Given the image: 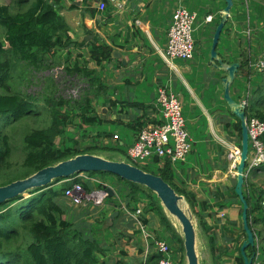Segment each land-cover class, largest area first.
<instances>
[{
  "label": "trees",
  "instance_id": "16d2710c",
  "mask_svg": "<svg viewBox=\"0 0 264 264\" xmlns=\"http://www.w3.org/2000/svg\"><path fill=\"white\" fill-rule=\"evenodd\" d=\"M65 1L69 2V10L78 9L77 0ZM83 1L85 6L89 5L90 0ZM101 1L104 2L105 8L98 10L101 11L103 18L109 20L115 7L110 0ZM63 2L64 0H13V6L0 5V89L3 90L0 92V186L26 178L42 168L80 154L98 155L108 160H115L117 154L127 157L126 150L119 148L120 142L117 145L103 142L104 139L110 140L112 134L105 129L97 131L96 128L114 122L104 121L95 114L94 108L91 106L92 97L87 95L91 94L94 99H100V92L104 94L101 98L109 95L107 94L109 90H106L107 86L100 79L97 70L88 69L86 65L88 61H93L97 67H103L104 63L112 60L114 46L101 40L92 30H85L88 35L86 39L73 40L69 36L73 29L61 14V10L64 8ZM135 20L132 22L133 26ZM139 33V29L129 32L131 38L138 36ZM128 35H125V41ZM71 46L86 49L89 58L85 60L80 55L79 57L83 59L82 63L74 60L71 67L68 64L65 65V70L69 75H76L84 79L88 86L87 92L73 103L59 96H55L54 99L43 98L42 100L46 102L44 111L50 117L49 122L46 123L43 118H37L40 112L37 111L35 97L23 95L19 89L10 90L11 87L6 82L11 77L19 79L22 75V71L18 70V64L35 67V70L41 69L50 57L54 58L64 50L67 51L66 62H68L70 54L68 50ZM159 59L164 64L161 58ZM118 62V67H122L121 61L118 60ZM238 63L239 70L243 71L244 64L247 67L250 61L238 60ZM14 72L15 75H13ZM244 75L247 77L251 75L250 70ZM248 81H250L249 78ZM250 88L251 91L244 97L246 101L243 109L245 118L247 120L256 118L264 122V79L256 81L255 85ZM119 98L109 100V104L111 106L119 104L124 108L133 105V102L124 101L122 97ZM64 105L71 109L64 110ZM230 114L236 120L231 125L234 130L238 131L240 139L241 121L233 113ZM67 123H75L79 129L85 127V132L96 131V136L91 138V142L88 144L80 143V141L77 144L65 137L66 134L69 137L73 135L71 131L66 132ZM136 124L140 131L143 123H139L138 119ZM224 124L230 125L229 122ZM7 128L8 130H6ZM57 136L61 137L59 147L55 144ZM15 145L21 149V155L19 158H15V162H11ZM125 162L132 164L127 160ZM159 162H162V166L157 167V173L143 167L140 168L158 175L177 194L182 195L193 217L197 220V229L201 228L204 231L202 210L204 207L202 206V211L196 210V196L180 189L177 183H174L175 173L172 164L167 159H154L151 164L158 165ZM255 171L260 173L258 176L260 184H256L258 181L248 183L246 176L243 175L242 193L248 206V225L256 242L259 238L257 246H259L260 252L257 253V248L255 249L254 245L248 246L245 249V254L252 259V264H264V163ZM80 174H84L85 177H80ZM80 174L69 177L73 180L68 182H64L66 178L55 179L45 187L27 192L29 195L31 194L29 198L24 199L23 195H19L0 205V264L109 263L110 249L100 245L102 230H95L92 224H84L79 227L66 218L68 207L65 204V191L75 183L81 185L86 193L111 187L114 194L113 196L107 195L105 200L115 203L114 206L119 203L117 198L119 201L123 200L131 213L137 211L136 204L139 202V196L143 195L147 199V206L143 209V213L138 215L137 220L145 225L144 214L151 212L157 215L164 232L153 240L152 246H155L156 241H165L170 250L169 258L172 263L182 264L180 258L177 262L174 258L178 253L182 254L181 259L184 257L182 236L172 226L168 215L154 193L143 186L123 180L108 172ZM59 182H61L59 186H56ZM117 184L120 186H116ZM235 184L236 180H234L231 190H233L234 198L239 201L235 192ZM121 185H124L126 189L121 188ZM246 188H248L247 192ZM252 193H255V196H252ZM15 202L17 203L10 206ZM239 204L241 206L239 214L242 215V204ZM119 214L118 212V215L111 220V225L108 226L112 234L116 236L120 220ZM243 233L245 234L244 229ZM118 236L120 235L118 234ZM208 242L211 243L212 238H209ZM155 251L156 256L147 264H154L165 257L157 250ZM238 251V264H244L240 249Z\"/></svg>",
  "mask_w": 264,
  "mask_h": 264
},
{
  "label": "crops",
  "instance_id": "0c3cea01",
  "mask_svg": "<svg viewBox=\"0 0 264 264\" xmlns=\"http://www.w3.org/2000/svg\"><path fill=\"white\" fill-rule=\"evenodd\" d=\"M120 1H123V7L121 9H117V8L114 9L111 13V19L109 20L103 18L101 11L98 10L99 0H90L88 2L89 5L87 6L84 5L83 0H77L76 2L78 4V9H75L77 10V12L80 13L82 10L83 13L81 15H83L82 19L84 23L85 21L88 20V22L97 24L98 27L101 25V23H107L108 25L115 26V29H117L118 33L117 32L113 33V35L109 37L110 39L106 42L111 45L113 44L114 46L113 51H118L119 53H121L122 57L126 60V65H128L127 66L128 69H125L127 71L122 70V73H124L125 71V73H127L128 76L126 78L124 76L125 80H123V78L121 77L122 73L119 71L117 73L118 76H116V82L111 84L112 86L110 87L109 92H111L114 87L115 89L114 92L120 94L119 96H117L120 97L119 99H121V96L124 97L123 95L129 96L127 101L133 102V105L128 106L126 108L122 107L119 104H117L116 106H110L109 99L107 97L104 98L106 100L103 99V102L108 103L107 105H109L110 106L109 108L112 110V113L109 115L108 120L114 122L110 124H105V126L104 125L103 126L107 128H109V125L115 126V128L112 130L105 129L108 133L112 134V137L109 140V142L113 141L115 142V145H117L119 142L120 143L123 142L121 139V134L117 130H119V127L122 128L124 126L128 130V138L132 140L131 143H129V145H131L132 142L135 141L139 132V130L137 129L138 123L136 124L138 119H139V123L140 122L143 123V120H146V122H154L155 120L158 119L159 110L156 106V87L159 84H163V82H160L158 80L161 77L163 78L167 77L170 86L172 87H174L173 84L176 83V81H179V83H181L180 87H182V83L183 85H185L186 89L182 88L183 91L177 93L175 92V93L179 96V99L183 100L182 102L184 103L186 102L188 96L191 99V96L194 95L193 99L197 102L196 105L198 104V107L201 110V113L203 114L201 120L203 123H205V120H207L208 118L210 119L209 114L214 113V112L209 113V110L207 109V107L209 106H207L206 102L210 103L211 107L213 108L221 109V104L219 103L220 106L216 105L215 102L216 100H214L212 97L211 98L208 97L207 91L209 90L210 86L217 87L216 83L218 81L221 82L220 87L222 89L223 88L222 80L223 78L226 77V71L223 69V67L219 66L216 60L211 61V56H210L211 45H209L208 42L212 43L213 34L211 33L210 36L208 32H205L203 34V38H201L202 39L201 47L203 48V60L201 63L203 65L202 70L199 69L197 65L194 66V64H191V62L194 59V52H193V57L190 60L175 61L177 72L170 71L167 68H164L165 67L164 64L157 62L158 58L154 56V49L156 50V45L154 46V48H152L150 41L153 40L155 41L156 44H162L166 42V33L168 31V27L171 22L172 14L174 13V10L178 7L186 8L185 1L184 0H120ZM202 3L207 4L205 5V7H207L208 4H210L211 5L210 8L213 9V11H211L210 8L208 7L207 9H204V5ZM64 4L68 5L69 7L68 1L64 0L63 6ZM225 5L226 4L223 0H191L189 8L195 14L197 13V11L202 9L204 16H206V14L208 16H211L212 20L210 22H207L205 20L207 16L205 18L203 16V23L209 26V29L212 28V32L214 33L215 27L221 19V15L223 13V9L225 8ZM233 5H234V1L232 0V7L229 12V18L234 17L235 21L231 20V24L230 26H228L227 31H225L227 28L226 26H224L220 36L224 32V38L226 40H230L233 37L228 34L232 31L233 33L236 32L233 42L231 41L232 43L231 47L234 48L235 46H239L244 51L245 48L244 49L242 48L243 43H241L240 39L238 40V38H240L241 35H237V33L240 34V32L235 31L239 29V26L237 25L241 24V21L239 22L240 19H237L235 14V10L237 8H240V6L235 7V9L233 10ZM65 7L66 6H64V8L61 10V14L62 16H64V18L66 12L64 9H67L68 12L71 11L68 9V7L66 8ZM231 10H233L234 12L231 13ZM135 19L139 20L138 22L139 24L136 23L133 26L132 22ZM227 20L226 22H228ZM213 21H216L214 27L211 25ZM133 29H139L140 33L138 36L131 38L129 32L131 33ZM197 29L198 28L195 27V30ZM123 30L126 31V33H124ZM144 33L146 35L149 34V36L151 37H147ZM126 34L129 35L127 36V40L125 41ZM207 34L209 35V37L207 36ZM219 41L217 47L219 45ZM217 47H216L217 59L221 60L225 65H230L231 61L227 62L225 61L224 58L228 57L227 59L231 60L232 58L236 57L239 54L241 55L242 53V50L240 48L231 51L230 49L226 50L222 46V48H220V51H218ZM118 60L121 61V59H116L112 57V61H116L117 63H119ZM110 62L111 61L104 63V67L107 66L108 63ZM112 65L114 66L115 63L113 62ZM123 66L124 65H122V67ZM146 67L151 68L153 70L152 76L148 77L149 72H145ZM155 70L157 72L154 73ZM221 71L224 72V75L222 76L219 75ZM110 74H112L111 71ZM124 86H127V88H124ZM187 88L189 89L190 92L188 91ZM127 90L129 94L126 95ZM229 94L231 96L230 91ZM218 99H220L222 102L224 99L223 94L222 96L218 95ZM236 102L241 103L243 101L241 99L239 102L238 101ZM196 105L190 102V106H188L189 107L188 111L187 110L185 111V107L182 104V106L184 107L185 114L186 116H188V120L190 122V125L192 126L191 132H194V136L191 135L192 136L191 139L192 142L193 141L195 142L194 143L195 148L188 155L187 162L185 164L180 163L179 164L180 167L176 166L175 169V170L179 169V172L180 169L182 170V172L184 169H186V171L189 172V173L185 172L189 182H195L194 176L203 177V175H205V172H212L213 174H218L222 172L219 170L221 166H217V164L214 163V156H212V153L209 152V150H206L201 142L207 140L210 135L209 130H207V128L209 129L210 121H207L208 124L207 128L206 126L203 127L202 134L201 133L200 135L197 134L201 132L202 129L198 128L197 130L196 129L197 127L195 126L196 121H198L199 119L196 118L197 115L196 113L193 112L191 107H195ZM103 109L109 111L107 107H102L101 110ZM203 110L205 111V113L203 112ZM107 114H104V112H102V115L104 116H106ZM100 117L104 119V121H108L103 116ZM218 123L219 122H215L214 126H218L219 125ZM220 129L226 130L225 127L223 128L221 127ZM232 131H233L231 132L232 134L229 135L235 136L234 129H232ZM115 135L117 136L116 140L114 139ZM126 155H127V151H126ZM116 157L118 158L117 160H121L120 154H117ZM189 169L193 172V174H191ZM210 180L211 181L209 183L210 185L213 184V189H216L214 188L216 183H222L221 181L216 182L215 179H210ZM116 186H120V184H117ZM107 188H111V187H107ZM224 188H225L224 191H218L219 193L223 194L226 197L224 199H221V202H214L211 199H208V201H203L204 208H202V210L204 213L203 216L204 231L201 228L197 229V225H196L197 222L195 223L197 230V238L199 240V254H198L199 264H238L239 262L238 249L241 248L242 244L247 239L246 233L245 234L243 233L244 222L242 220V215L239 214L241 207L239 203H241V201L240 199H239L240 202L237 201L232 195V193H230L231 192L230 186L227 187L226 184ZM91 195H93L95 198H93ZM96 195L99 196L96 197ZM104 195L105 194L101 195L99 191L96 190L89 193L88 194L89 197L86 199L87 201L86 207L88 204L89 206L93 207L95 209V213H97L95 215L96 225L99 226L98 230L102 229V234H103V236L100 238L101 240L100 245L107 246L108 249H110V253H111L109 255L110 257L108 256L109 259L108 264H147L157 254L155 251L156 246L154 245L152 246L151 243L155 238H157V236H161L162 232H164V229L162 228L157 215L151 212L144 214L143 217L145 218L146 223L145 225L141 223H140L141 225H139L137 222V218H134L133 213H131L127 209L125 204L122 205L121 207L122 210L117 209V205L114 206V204H111V202H108L109 204H107V201L105 200L106 196ZM99 201L102 202L103 206L105 205V208H102L103 206L101 208H98L97 206H93V204H97L99 203ZM110 206H113V209L112 207L110 209L112 211L111 212L109 211L110 213L105 214V212H108V208ZM197 209L200 210L199 207H196V210ZM118 212L120 213L119 214L120 220L117 228L118 229L117 236L114 237L108 226L111 225V220L118 215ZM105 219H107V221L103 226H101L102 221ZM169 219L171 221L170 217ZM132 221H134V223H131ZM128 223L130 225H127ZM171 224L174 227V223L172 221ZM145 232L148 233L146 234V237L144 239L142 235L140 236V234H144ZM135 233L137 235L134 236ZM118 234L120 236H118ZM164 234H166V237L168 236L166 232ZM209 238H212L211 243L208 242Z\"/></svg>",
  "mask_w": 264,
  "mask_h": 264
},
{
  "label": "rangeland",
  "instance_id": "374dc122",
  "mask_svg": "<svg viewBox=\"0 0 264 264\" xmlns=\"http://www.w3.org/2000/svg\"><path fill=\"white\" fill-rule=\"evenodd\" d=\"M184 1L186 4L185 5L186 9L189 12H193L189 8L191 0H184ZM233 1H234L233 10L235 9V7L240 6V8H237L235 10V14H236V18L240 19L239 22L241 21L242 25L238 24L237 26H239V29H237L235 31L240 32V34L237 33V35H241L240 38H238V40L239 39L241 40V43H243L242 48L243 49L245 48V50L243 51L239 46H235L234 48L231 47L232 46L231 41L233 42L234 36L236 34V32L233 33V31L228 34V35H231L233 37L230 40H226L224 38V32H223V34L220 36V41H219V45L217 47V50L220 51V48H222V46L226 50L230 49L231 51H234L235 49L240 48L242 50L241 56H243V57H241L239 54L236 57L232 58L231 60H228L227 59L228 57H226V58H224L225 61H227V62L231 61L232 63L233 62L238 63V60L239 61H241V60H249L250 61L249 65L247 67L244 64L243 71L239 70V67H238L237 72H235V74H234L233 81L230 83V86H229V91L231 92L232 99L234 101L239 102L241 99H242V101H245L244 97L247 95L248 92L251 91L250 87L252 85H255L256 81H260V80L264 79V2H263L264 0H233ZM13 4H14L13 0H0V5L13 6ZM202 4L204 5V9H207V7L208 8L211 7L210 4H208L207 7H205V5H207L206 3H202ZM64 6L68 7V5H65V4H64ZM116 8L117 7H115V9ZM64 10L66 11L64 19H65L66 23L73 29V31L70 32V35H69L73 40L81 41L83 39H86L88 37V35L86 34L85 30H92L94 32V34H97L98 37L103 41H108L110 39L109 37L111 35H113V33H115V32L118 33L117 29H115V26L108 25L107 23H101V25L99 27L97 26V24H94L92 22H88V20L85 21V23H84V21L82 19L83 15H81L83 13L82 10H81V13L77 12V10H71L70 12H68L67 9H64ZM210 10L213 11V9H211V8H210ZM233 10H231V13L234 12ZM196 14H197V19L194 22L193 33H192V37H193V40L195 42L194 43V59L191 62V64H194V66L197 65V67L202 70L203 65L201 63L203 60V48L201 47V42H202L201 38H203V34L205 32H208L210 34V36H211V33L213 34V32H212V28L209 29V26H207L206 24L203 23V16H204L203 10L200 9L199 11H197ZM206 16H208V15L206 14ZM206 16H204V18ZM231 20L235 21L234 17H230L227 20L228 22H225L224 26H226V28H227V29L225 28L226 29L225 31L228 30V26H230ZM138 22H139V20H137V19L134 21L135 24ZM215 24H216V21H213L211 25L214 27ZM195 27H197L198 29L195 30ZM98 30H99V32H98ZM133 30H135V29H133ZM123 32L126 33V31H124V30H123ZM76 33H77V35H75ZM146 36L151 37V36H149V34H147ZM207 36L209 37L208 34H207ZM165 43L158 45L155 43V41H153V40L150 41L152 48H154V46L156 45V46L163 49ZM208 44L211 45V42H208ZM68 51L70 52L68 62H66L67 51L64 50V51H61V54H58L56 57H54V58L50 57V59H48V61L46 62L45 66H43V68H41V69L35 70V67H30L27 65L23 66V65L18 64V70L22 71V75L19 77V79L17 77H13V78L11 77L6 82V84H8L11 87L10 90L19 89L23 93V95H32L33 97H35V100H36L35 104L38 107L37 111L40 112L39 117H37V118H39V119L43 118V120L46 121V123L49 122L50 117H49L48 113H46L44 111V109L46 108V102L42 100L43 98H49V99L53 98L54 99L55 96H59L60 98H62L64 100H69L70 102L73 103V102H77L80 99V97L87 92V87H88L87 82L84 79H82L76 75H69V73L66 72V70H65V65L68 64V66L71 67L72 64L74 63V60L77 62H80V63H82V60H83L82 58H84L85 60H88L89 57H88L87 51H86V49H80L77 46H71ZM80 55H82V58L79 57ZM201 55H202V57H201ZM154 56H156L158 58L157 62L162 64V62L159 60L160 57L156 53L155 49H154ZM113 62L115 63L114 66L112 65ZM255 63L259 64V67H256ZM118 64L119 63H117L116 61L111 60V62L108 63L107 66L97 67L93 61H88V64L86 66L88 69L97 70V74L100 75V79L107 86L106 90H110V87L112 86L111 84L116 82V76H118L117 73L119 71L122 73V70L128 69L127 68L128 65L125 64L123 67H118ZM161 64H158V65H161ZM164 68H166V67H164ZM248 70H250L251 75H249L247 77V75H244V74H245V72H248ZM110 71L112 72V74H110ZM125 71H127V70H125ZM125 71H124V73H125ZM145 72H149L148 77H150V76H152L153 70L151 68L146 67ZM155 72H157V71L155 70L154 73ZM124 73L121 74V77L123 78V80H125V78L128 76L127 73H125V74ZM13 75H15V72ZM219 75L220 76L224 75V72L221 71L219 73ZM124 76H125V78H124ZM186 78H188V77H186ZM202 78H203V76H202ZM248 78L250 79V81H248ZM158 80L160 82H163V85H165L166 88H168V87L171 89L173 88L174 92H176V93L183 91L182 88L186 89V87H185V85H183V83H182V87H180L181 83H179V81H176V83L173 84L174 87L170 86V83H169V80L167 77H165V78L161 77ZM216 84H217V87L216 86H210L209 87V90L207 91V96L210 98L212 97L214 100H216L215 101L216 105L220 106L219 105V103H220L221 109L213 108V107H211L210 103L206 102L207 106H209V107H207V109L209 110V113L210 112H214V113L209 114L210 119L208 118L207 120H205V123H203L201 120V118L203 117V114L201 113V110L199 109L198 104L196 105L197 102L193 99L194 95L191 96V99L188 96L185 103L182 102L183 100L180 99L181 104H183L185 107V111L186 110L188 111V109H189L188 106H190V102L194 103L197 106V107L196 106L191 107L193 112L196 113V115H197L196 118L199 119L198 121H196V125H195L197 127L196 129L197 130H198V128L202 129L201 132H199L197 134H199V135H200V133L202 134L203 127L206 126V128H207V125H208L207 121H210L209 129L207 128V130H209V132H210V135H209L207 140L201 141V142L204 145V148L206 150H209V152L212 153V156H214V163L217 164V166H221L219 168V170L223 172V173L221 172L218 174H213L212 172H205V175H203V177L194 176L195 182H189V180L186 176V173H185V172H187L186 169H184L185 171L183 170V172L180 169V172H179V169L178 170H175V169H176V166L180 167L179 166L180 163L172 165L173 172L175 173V179H173L174 183L175 184L177 183V185L180 189H183V190L189 192L190 194H193L194 196H196V201H197L196 207H199L200 210L203 206V201H208V199H211L214 202H221V199L226 198L223 194L218 192V191H224V189H225L224 187L226 186V184H227V187L230 186L231 188H233L234 180H236V170H235V172L232 171V173L229 172V170H230L229 164L230 163L228 162L226 155L228 153V150L230 151V148L233 146H236L241 151V149H240L241 148V138L240 139L238 138V131L234 130L235 136L229 135V134H232L231 133V132H233L232 129H234L231 124L236 122V120L230 114V113H233V111L230 109V107L228 106V104L226 103V101L224 99L222 102L220 99H218V95L222 96V94H224V91H222L223 88L221 89V87H220V84H221L220 81H218ZM124 88H127V86H124ZM114 90L115 89L113 87V90L111 92L107 93V94H109L107 96V98L111 101L115 100L116 97L120 95V94H117L116 92H114ZM2 91L3 90L0 89V92H2ZM188 91H189V89H188ZM127 94H129L128 90H127L126 95ZM87 95L90 98L92 97L91 98L92 99L91 106H92V108H94V113L97 114L98 116L99 115L103 116L105 119L108 120L109 115L112 113V110L109 108L111 106L110 104H109L110 105L109 106V105H107L108 103L103 102V99L105 97L104 96H103V98H101V97L104 94L101 92L99 93L100 99H94V97L91 94H87ZM123 96L124 97H122V96L121 97L124 98V101L129 98V96H125V95H123ZM181 98H182V95H181ZM69 104H71V103H69ZM245 104H246V101H245ZM63 107H64V110H66V109L70 110L71 109L70 107L68 108L67 105H64ZM102 107H107L109 109V111H107L106 109L105 110L103 109L104 111L101 110ZM184 107L182 106V110H183V115L185 118L184 119L185 120V128H186L188 135H189L188 143L190 145V149H189L188 153L190 154L192 152V150L195 148V146H194L195 142L194 141L192 142V139H191L192 138L191 135L194 136V132H191L192 126L190 125V122L188 120V116H186V114H185ZM102 112H104V114H107V113L108 114L106 116H104V115H102ZM203 112L205 113L204 110H203ZM158 120H160V112H159L158 119L155 120L154 122H156ZM215 122H219L218 123L219 125L214 126ZM225 122H229L230 125L226 126L224 124ZM77 123H78V121L76 119V124ZM145 123H146V120H143V125ZM76 124L75 123H73V124L67 123L66 132L71 131L73 135H72V137H69V135L66 134L65 137L70 138L71 141L73 140L77 144L79 141H80V143L83 142V144H88L89 142H91L90 141L91 138L96 136V131L89 130L88 132H85L84 131L85 127H82L81 129H79V127H77ZM143 125H142V127H143ZM221 127L222 128L225 127L226 130L220 129ZM114 128H115L114 125H109V128L101 126L100 128H96V130L97 131H101L103 129H107V130L111 129L112 130ZM228 129H230L231 131ZM6 130H8V128ZM117 131L121 134V139L123 141V142H121V145L119 146V148L127 151L129 143H131V141H132L130 138H128V130L123 126L122 128L119 127V130H117ZM60 139H61L60 136H57L55 139V144L58 147H59L60 142H61ZM247 141H248V138H247ZM103 142L108 143L109 140L104 139ZM110 143L115 145V142H113V141H110ZM254 148H255V146H253L252 143L250 144L248 142L247 154H251L253 152ZM13 149H14V156H13V159H10L11 162H15V158H19V156L21 155V151H20L21 149H19V147L17 145H15V148H13ZM188 155L186 157V160L184 162H181L182 164H185L187 162ZM120 157H121V160H119V161L127 160V161H130L133 165L140 167L139 165L134 163L132 160H130L126 156L120 155ZM117 159L118 158H115V160H117ZM161 166H162V162H159L158 165H155L154 163H152V164L146 163V165H144L142 167L145 168L146 170L157 173L158 172L157 167H161ZM189 171L191 172V174H193V172L190 169H189ZM187 173H189V172H187ZM259 175H260V173H256V172L249 174V175H246L248 183H250V181L252 183H256L258 181ZM79 176L85 177L84 174H80ZM210 179H215L216 182L221 181L222 183H216L214 186V188H216V189H213V184L210 185V183H209L211 181ZM70 180L72 181L73 179L67 178L64 180V182H68ZM259 182L260 181H258L256 184L259 185L260 184ZM60 183L61 182L57 183L56 186H59ZM121 187H123L124 190L126 189L124 187V185H121ZM96 191H99V190H96ZM247 191H248V188H246V192ZM232 192H233V190H231L230 193H232ZM99 193L102 195L101 190L99 191ZM87 194H89V193H87ZM242 195H243V193H242ZM23 196L25 199V198H29L31 196V194L29 195V194L25 193ZM98 196L99 195H96V197H98ZM252 196H255V193H252ZM116 197H118V196H116ZM139 198H140L139 202L136 204L137 211L135 213H133L134 218H137L139 214H142L143 209L147 206L146 205L147 199L143 195L139 196ZM116 200H117V202H119L117 204V209L122 210L121 207L125 202H123V200L119 201L118 198ZM86 202H87L86 200H83L80 204L74 205V204H71L69 202V200L65 199V204L68 207V213L66 215V218L70 221H73L74 224L79 226V227L83 226L84 224L90 223L93 225L95 230H98L99 226L96 225V218H95V215L97 213H95V209L93 207L89 206L88 204L86 207ZM16 203L17 202L11 204L10 206H12ZM107 204H109L108 201H107ZM111 204H115V203H111ZM218 205H221V204H218ZM93 206H97L98 208H101L103 205H102V202L99 201V203L93 204ZM111 207L113 209V206H110L108 208V212H105V214H108L112 211V210H110ZM102 208H105V205ZM197 210H199V209H197ZM122 212H124V211H122ZM170 218H171V221L174 223V228L176 229V231L181 233L179 223L174 218H172V217H170ZM193 220H194V223H196L194 217H193ZM106 221H107V219L103 220L101 226H103ZM138 224L141 225L140 223H138ZM147 233L148 232H145L144 234H140V236L142 235V237L145 239ZM135 235H137V234L135 233L134 236ZM102 236H103V234L100 237H102ZM113 236L116 237V235H113ZM254 242H255L254 245L256 246L255 249L257 248V253H259L260 249H259V246H257L259 243V238H257V242H256V239L254 237ZM197 253L199 254V240H198V238H197ZM174 255H175V253H174ZM256 255L257 254L255 252V256ZM181 256H182L181 253L176 254V256H174L175 262H177L178 259L180 258L182 264H187L186 259H185V255L182 259H181Z\"/></svg>",
  "mask_w": 264,
  "mask_h": 264
},
{
  "label": "built area",
  "instance_id": "2783aa9c",
  "mask_svg": "<svg viewBox=\"0 0 264 264\" xmlns=\"http://www.w3.org/2000/svg\"><path fill=\"white\" fill-rule=\"evenodd\" d=\"M115 7L121 9L123 1L110 0ZM105 8L104 2H98V9ZM197 14L189 12L184 7H178L174 11L166 33L164 48L156 46V53L163 61L166 68L177 72L175 61H188L193 57L194 40L192 37L193 25ZM207 22L211 16L205 18ZM139 24V23H138ZM256 67L259 64L256 63ZM245 101L242 102L244 106ZM156 106L160 112V120L146 122L134 142L127 148V157L139 166L151 163L154 159H167L172 165L184 162L189 154L188 132L185 128V118L179 96L165 85L156 87ZM248 142L255 146L251 154H247V160L243 175H249L254 168H259L264 163V122L256 118H245ZM117 139V136H114ZM241 151L233 146L226 155L230 167L229 172H235ZM144 160V161H143ZM95 198L93 195H91ZM85 190L79 184H73L65 191V199L71 204L78 205L88 198ZM138 223H141L137 220ZM142 224V223H141ZM158 253L165 257L154 264H173L169 258V247L165 241L155 242Z\"/></svg>",
  "mask_w": 264,
  "mask_h": 264
},
{
  "label": "water",
  "instance_id": "95a60500",
  "mask_svg": "<svg viewBox=\"0 0 264 264\" xmlns=\"http://www.w3.org/2000/svg\"><path fill=\"white\" fill-rule=\"evenodd\" d=\"M223 1L226 5L223 9L221 20L216 26L212 36L210 56L211 61L216 60L219 66L223 67L226 71V77L222 80L224 91L223 98L233 111V114L241 121V153L236 168L235 192L242 203V220L244 222V231L247 235V239L242 244L240 251L243 255L244 264H252V259L247 258L244 253L248 246H254V236L249 228L247 220L248 206L242 195L244 179L243 170L245 168L248 152L247 129L243 110L244 106L241 103L234 101L229 94V85L233 81L234 74L237 72L239 64H223L221 60L217 59L216 52L220 34L227 18L229 17V12L232 7V0ZM112 57L121 59L122 65L126 64V60L118 51H113ZM85 172H108L123 180L143 186L154 193L165 213L179 223L186 263L199 264V255L197 253V230L193 215L185 198L182 195L177 194L175 190L158 175L149 173L140 167L125 161L108 160L102 156L93 154L76 155L70 159L42 168L26 178L15 180L7 185L0 186V205L9 200L15 199L19 195H24L33 189L45 187L55 179H67L75 174ZM101 193L105 194L104 196H113L114 194L111 188H105L101 190Z\"/></svg>",
  "mask_w": 264,
  "mask_h": 264
},
{
  "label": "bare ground",
  "instance_id": "6f19581e",
  "mask_svg": "<svg viewBox=\"0 0 264 264\" xmlns=\"http://www.w3.org/2000/svg\"><path fill=\"white\" fill-rule=\"evenodd\" d=\"M245 106V105H244ZM257 168H254V171L256 170Z\"/></svg>",
  "mask_w": 264,
  "mask_h": 264
},
{
  "label": "clouds",
  "instance_id": "9594fccd",
  "mask_svg": "<svg viewBox=\"0 0 264 264\" xmlns=\"http://www.w3.org/2000/svg\"><path fill=\"white\" fill-rule=\"evenodd\" d=\"M241 104H242V102H241ZM258 170H259V169H258ZM258 170H257V171H258ZM255 172H256V171H255Z\"/></svg>",
  "mask_w": 264,
  "mask_h": 264
}]
</instances>
